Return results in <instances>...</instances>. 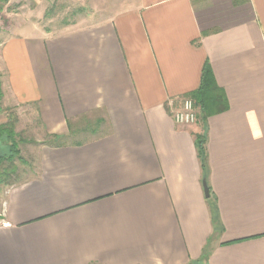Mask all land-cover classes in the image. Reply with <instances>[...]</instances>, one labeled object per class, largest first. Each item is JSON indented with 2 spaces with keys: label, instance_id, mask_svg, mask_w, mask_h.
Segmentation results:
<instances>
[{
  "label": "crops",
  "instance_id": "obj_1",
  "mask_svg": "<svg viewBox=\"0 0 264 264\" xmlns=\"http://www.w3.org/2000/svg\"><path fill=\"white\" fill-rule=\"evenodd\" d=\"M205 63L227 109L176 124ZM0 84L3 106L33 105L62 137L19 159L0 264H264V0H97L58 31L24 21L0 31Z\"/></svg>",
  "mask_w": 264,
  "mask_h": 264
},
{
  "label": "rangeland",
  "instance_id": "obj_2",
  "mask_svg": "<svg viewBox=\"0 0 264 264\" xmlns=\"http://www.w3.org/2000/svg\"><path fill=\"white\" fill-rule=\"evenodd\" d=\"M99 1V0H98ZM97 0H8L0 10V31L7 32L12 26L24 21L36 20L44 28L58 31L84 15L95 5ZM40 13V14H39ZM41 19L37 20V15ZM18 24V25H17ZM0 124L14 122L15 140L19 155L14 156L13 164L3 162L0 165V215L3 205V193L7 187L25 177L26 164L21 157L26 158L39 143L50 141V134L44 130L33 105L3 106L0 103ZM72 138L89 137L88 132L82 131ZM52 141V140H51ZM5 141H0V148L5 149ZM2 149V148H1ZM20 158H19V157ZM14 168L13 172L10 168Z\"/></svg>",
  "mask_w": 264,
  "mask_h": 264
},
{
  "label": "trees",
  "instance_id": "obj_3",
  "mask_svg": "<svg viewBox=\"0 0 264 264\" xmlns=\"http://www.w3.org/2000/svg\"><path fill=\"white\" fill-rule=\"evenodd\" d=\"M7 1L8 0H0V10L2 9V5ZM1 97L2 91L0 84V100ZM185 97L191 98L193 100L194 107L197 110V115L201 122H205L208 117L219 114L227 109V100L225 93L223 89L220 88L216 83L214 75L208 63H205L202 68L201 80L198 88L186 94ZM1 111L2 109L0 107V112ZM15 135L16 132L14 131V122L10 121L4 124H0V141L6 142V150L3 151L4 147H1L2 149L0 148V165L3 162H9L13 164L14 156L19 155ZM61 138V136L55 134L50 135V139L52 141H57ZM205 142L206 137L204 134L195 135V146L198 159L202 168L204 169L206 166ZM14 168H10V171L13 172L14 170L12 169Z\"/></svg>",
  "mask_w": 264,
  "mask_h": 264
},
{
  "label": "built area",
  "instance_id": "obj_4",
  "mask_svg": "<svg viewBox=\"0 0 264 264\" xmlns=\"http://www.w3.org/2000/svg\"><path fill=\"white\" fill-rule=\"evenodd\" d=\"M172 116L175 123L179 125L186 126L196 123L198 116L193 100L188 97L182 98Z\"/></svg>",
  "mask_w": 264,
  "mask_h": 264
},
{
  "label": "water",
  "instance_id": "obj_5",
  "mask_svg": "<svg viewBox=\"0 0 264 264\" xmlns=\"http://www.w3.org/2000/svg\"><path fill=\"white\" fill-rule=\"evenodd\" d=\"M202 186H203L205 196L209 197V189L205 181H202Z\"/></svg>",
  "mask_w": 264,
  "mask_h": 264
}]
</instances>
